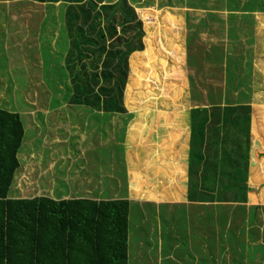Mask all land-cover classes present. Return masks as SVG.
<instances>
[{
    "label": "rangeland",
    "instance_id": "obj_1",
    "mask_svg": "<svg viewBox=\"0 0 264 264\" xmlns=\"http://www.w3.org/2000/svg\"><path fill=\"white\" fill-rule=\"evenodd\" d=\"M116 1L118 0H105L110 4H114ZM127 2L130 7L135 9L138 18L142 21L144 31L142 42L152 54V60H150L149 70L145 71L144 64L136 55L137 53L132 54L129 58L127 83L123 92L124 105L131 109L135 108V110L144 106L154 109H157V106H169L186 111H191L194 107L209 109L208 103L213 102L212 99H207L210 89L222 94L223 103L221 106L228 109L225 111L227 113H224V121L219 124L220 127L216 128L220 131V138L216 142L219 153L215 156V160L219 157V162L217 163L214 157L213 159L206 157L208 152L205 150V146L195 145L192 147V152L195 154L192 158L191 175L189 174L191 176V180L189 176V182H191L188 186L191 187L196 183L191 187V191L195 193L194 199L205 198L207 203L216 198V201L223 202V194V197L218 195L219 193L218 196H215L214 189L216 181L218 187L222 188L229 184L228 178L225 177L224 180L222 178L226 174L224 170H229L223 165V161L230 160L231 166H233L232 172L236 176H241V180L238 181L239 186H234L231 192L240 196L244 191L245 185L243 184H246V204H250V206L225 204L227 205L225 207L218 203L219 226L215 238H226L231 245L227 247V243H224L223 255H220L218 264H256L257 258L258 261H261L258 264H263L264 178L258 179V173L253 172L256 171L254 164L258 165L259 161L264 162V0H127ZM66 4L65 0H62L61 3L0 0V12H31L30 17L10 19L11 22H15V25L10 26L9 30H17L19 40L22 39L23 34H26L25 42H22L25 45L30 42L31 44L33 42L44 44L46 47L43 46L40 49L43 61L47 64L51 60L50 56L54 59L51 61L55 64L59 60H64V53L69 54L71 49L69 33L59 14L64 12ZM166 10L174 11L178 19L175 23H168L172 31L163 38L157 34V31L160 26L163 29H168L167 25L162 23L166 21L161 20ZM116 19L119 17L117 16ZM53 29H56L58 37L57 43L52 49L50 46L52 34L49 30L53 31ZM161 33L163 34V30ZM215 52L218 56L224 57L225 64L229 66L228 69H231L234 75L237 74L232 81L229 80V75L223 73L225 64L217 59L218 56ZM227 56L230 57V62ZM30 58L35 61L39 59L36 46L31 48ZM61 70L64 71L63 68ZM52 75L54 77L55 70H52ZM150 76H154V79H149ZM24 79L26 78L24 77ZM58 79L60 82L45 83L47 78L44 77L40 79L42 83H35L32 86L24 84V86L29 85L28 88H30L26 92V100L20 91L13 92L11 98L14 106L23 109L28 106V103L35 102L36 107L67 106L72 107L75 111L78 107L86 106L69 101L70 94L68 93L72 90L70 84L63 82L61 76H58ZM129 79L130 81H128ZM170 85L171 87H168ZM168 88L170 89L168 90ZM194 92L200 96L194 98L192 96ZM166 94L172 95L168 104L164 102ZM75 111H71V121H78L81 126H84V123L82 124L83 117L74 116ZM177 116L173 115V117ZM29 118L28 115L21 116L25 132L23 144L17 154L20 166L15 171L12 185L8 191V198L37 196V186H44V192H48L51 172L47 169L51 160L53 158L60 159V153L66 152L68 149L74 150L77 147L73 140L76 134H73L71 148L65 142L51 144L52 137L63 139L59 132L51 135L45 127L38 129ZM118 118L123 121V132L125 130L123 124L128 120V116L122 115ZM188 124L189 122L187 127ZM118 128L116 125V130ZM206 128L204 139L208 141L207 137L213 134L212 130L215 125L209 123ZM164 140L169 142V146L173 143L169 137H164ZM212 152L214 154L215 147L212 148ZM88 155H90L87 157L90 159L91 173L95 176L97 171L101 170L100 168H108L109 158L113 157L116 162L115 173L118 183L105 184L104 200L111 196V192H116L115 195H118L119 199L129 197L126 190L127 174L124 170L125 148L123 147L121 152L116 151L115 155H112L107 147L101 152L98 150ZM99 156H102V159H99ZM39 161H41L42 168L45 169L41 184L40 181H37V163ZM80 162L81 160L73 168H80ZM246 162L248 164L245 166ZM65 163L68 162L58 160L53 165L64 167ZM200 169L204 175H201L199 179L197 177ZM251 169L253 171L248 172ZM58 171L60 172L59 169ZM246 173H248V179L250 177L251 182L242 181ZM221 182L224 183L223 186L220 185ZM57 186H62L60 180H57ZM101 187L103 190L104 185ZM200 190L204 196L197 193ZM66 192L68 189L63 191V193ZM73 193L69 194L67 199L83 198L80 194ZM41 195L54 200H59L62 197L59 191ZM230 201L232 199H229L228 202ZM209 207L203 208L207 211ZM185 212L187 211H178L176 224L163 225L162 228L156 227L155 229L159 232L162 229L163 238L172 236V239H179L186 238L185 234L189 233V228H191L193 237L199 238L200 234L194 230L200 226L196 224L199 221L195 219L185 221ZM224 218L228 222L225 228H223ZM206 221L207 227H209L208 217H206ZM131 223L132 226L135 225L139 229L131 235L135 236L134 238H154L151 234L148 235L149 229L146 226L139 228L138 219L132 220ZM249 224L251 226H248ZM151 230L152 228L150 232ZM138 231L141 232L138 233ZM242 238H249L250 242L246 244ZM258 238L260 240L256 242ZM223 241L224 239H221L219 243ZM171 245L169 240L167 246ZM182 254H186V252L176 248L174 257L178 259V262L168 259L164 264H180ZM200 262L206 264V256L201 255Z\"/></svg>",
    "mask_w": 264,
    "mask_h": 264
},
{
    "label": "crops",
    "instance_id": "obj_2",
    "mask_svg": "<svg viewBox=\"0 0 264 264\" xmlns=\"http://www.w3.org/2000/svg\"><path fill=\"white\" fill-rule=\"evenodd\" d=\"M30 14L31 12H0V108L18 113L20 118L22 115L30 116L29 120H32V124L37 126L38 129L45 127L51 135L59 132L60 137L63 139L52 137L51 144L65 142L70 147L71 142H73V134H76L73 140L77 144L76 149H68L66 152L60 153V159L53 158L51 160L47 169L51 172L49 191L44 192V186H37V196L53 194L54 191H59L62 195L60 199H67L70 196L69 194L74 192L73 194H80L85 199L104 200L105 184L118 183L115 173L116 162L113 157L109 158L108 168H100L101 170L97 171L95 176L91 173L90 159L87 156L98 150L101 152L106 147L112 155H115L116 151L121 152L124 147V170H126L127 174L126 190L129 195V197L124 199L130 202L128 264H164L168 259L178 262V259L174 257L176 248L186 252V254L180 256V264H202L200 262L201 255L203 257L206 256V264H218L220 255H223L224 243H227V247L231 245L226 238H215L219 226V208H217L219 202L216 201L217 199L215 198L207 203L205 198L194 199L195 193L191 191V187L195 186L196 183L192 184L191 187L188 186L191 182H189V176L191 175L193 158H191L190 154L189 124L187 127L190 111L169 106H157V109L144 106L135 110V108L131 109L124 105L125 111L117 112L103 107L92 106L91 102L83 103L86 106L78 107L76 111L72 107L67 106L36 107L35 102L28 103L30 107L17 108L11 98L12 93L20 91L26 100L25 95L30 88H28L29 85L24 86V84L27 83L32 86L35 83H42L40 79L44 77L47 78L45 83H49L53 81L60 82L58 76H61L63 82L70 84L72 90L68 94H70L69 101H72L74 93L73 77L77 69H79L77 67L70 69L73 65H68L65 57L68 55L65 53L63 55L64 60H59L54 64L51 61L54 59L49 56L51 60L45 64L40 50L45 46L44 44L35 42L31 44L30 42L25 45L22 42H25L26 34H23L22 39L19 40L17 30H9L10 26L15 25V22H11L10 19L23 18V16L30 17ZM39 14L41 15V13ZM59 14L64 21V12ZM11 15L12 17H10ZM55 30H49L52 34L50 41L52 49L55 47L58 37ZM35 46L37 47V56H39L37 61L30 58L31 48ZM86 60L90 61L89 56H87ZM90 69L91 66L88 63L85 68L86 73ZM52 70H55L54 77ZM81 73L82 77H84L85 72L81 71ZM71 111H75L74 116L83 117L82 124L84 123V126H81L78 121H71ZM122 115L128 116V120L123 124V127L125 126L123 132V121L118 118ZM173 115L178 116L173 117ZM105 116L109 117L106 118ZM116 125L119 127L117 130ZM164 137H169L173 143L169 146V142L165 141ZM59 140L62 141L59 142ZM208 155L206 157H212L213 159L214 155ZM100 158L102 159V156H99ZM58 160L68 163H65L64 167L54 166L53 164ZM79 160H81L80 168L74 169L73 167L77 166L76 163ZM40 162L37 163V181H40L41 184L45 169L42 168ZM263 166L264 162L261 161H259L258 165L254 164L256 171L253 173H258V179L261 180L264 178ZM250 171L252 172L253 170H248V172ZM246 174L247 182H251L249 180L250 177L248 179V173ZM201 175L203 176L204 173L200 169L197 178L200 179ZM57 180H60L62 186H57ZM101 185H104L103 190H101ZM67 189L68 192L63 193ZM197 193L200 196L203 195L201 190ZM110 194L111 196L108 199H119L118 195H115L116 192H111ZM214 194L215 196L218 194L217 186L214 189ZM231 203L221 202L219 204L222 206H225V204H243L238 202ZM244 205L250 206V204L246 203ZM205 206H210L207 211L203 208ZM179 210L187 211L184 213L185 221L192 219L199 221L196 224L200 226L194 228L197 234H200L199 238L193 237L191 228H189V233L186 229V238L179 239H172V236L163 238L162 234L158 238H134L135 236H131L138 229L135 225L132 226V220H139V228L145 226L148 229L152 228L151 232L148 230V235L151 234L153 236L156 227L162 228L163 225L176 224ZM206 217L209 219V227H207ZM227 225L228 222L223 225V228ZM140 232L138 231V233ZM221 239H224V241L219 243ZM242 239L246 244L250 242L249 238ZM169 240L172 243L171 246H167ZM259 240L260 238L256 242ZM256 260V264L261 262L258 261V258Z\"/></svg>",
    "mask_w": 264,
    "mask_h": 264
},
{
    "label": "trees",
    "instance_id": "obj_3",
    "mask_svg": "<svg viewBox=\"0 0 264 264\" xmlns=\"http://www.w3.org/2000/svg\"><path fill=\"white\" fill-rule=\"evenodd\" d=\"M32 1L62 2V0ZM65 2L67 4L64 7V23L71 41V49L66 58L68 65H73L70 69L79 68L73 77L72 101L76 104L91 102L95 107L124 112L123 92L127 83L129 57L134 52L142 51L136 55L143 62L145 71L149 70L152 60V54L148 49H144L142 42L144 36L142 21L127 0H122L120 7L110 15L109 12L117 1L114 4L105 0ZM117 16L119 19H116ZM177 19L174 11H164L161 20L166 22L161 20L160 22L165 23L168 29L160 26L157 34L163 38L165 35L168 36L172 31L168 23H175ZM215 54L217 55V52ZM87 56L90 58L89 62L86 60ZM217 59L222 62L225 60L221 56ZM227 59L230 62V57L227 56ZM88 63L91 69L86 73ZM228 68L229 66L225 64L223 73L229 75L228 78L232 81L237 74L234 75ZM81 71L85 72L84 77ZM153 77L150 76L149 79ZM166 95L164 102L168 104L172 95ZM221 95L210 89L207 99H212L213 102L208 103L209 109L194 107L189 113L190 144L197 142L190 147V151L192 152L195 145L205 146L208 154L214 155V160L219 153L216 142L220 138V131L216 128L224 121V113L226 114L225 111L228 109L221 106L223 103ZM192 96L197 98L200 95L194 92ZM209 123L215 125V128L212 130L213 136L209 135L207 137L209 140L205 141L206 125ZM23 137L24 127L20 115L0 108V264H128L130 213L128 200L85 198L54 200L43 195L8 198L15 171L20 166L17 154ZM190 154L192 158L195 152ZM215 161L218 163L219 157ZM247 164L246 162L245 166ZM223 165L229 170H224L226 174L222 180L228 178L229 184L223 186L224 183L221 182L220 185L224 187L222 188L218 187L216 181L218 195L223 194L224 199H221L224 203L245 204L246 184H243L245 187L243 186L244 191L240 196L231 192L234 186H239L241 176H236L232 172L230 160L223 161ZM244 177L242 181L247 183V174ZM229 199L232 201L228 202ZM225 224L226 218L223 225ZM158 232L155 229L152 237H160L162 233Z\"/></svg>",
    "mask_w": 264,
    "mask_h": 264
},
{
    "label": "water",
    "instance_id": "obj_4",
    "mask_svg": "<svg viewBox=\"0 0 264 264\" xmlns=\"http://www.w3.org/2000/svg\"><path fill=\"white\" fill-rule=\"evenodd\" d=\"M121 2H122V0H118V1H117V4L114 6V8L110 10L109 15H110L115 9H117V8L120 7ZM108 18H109V16H108Z\"/></svg>",
    "mask_w": 264,
    "mask_h": 264
}]
</instances>
